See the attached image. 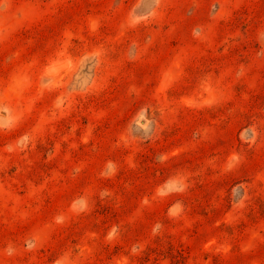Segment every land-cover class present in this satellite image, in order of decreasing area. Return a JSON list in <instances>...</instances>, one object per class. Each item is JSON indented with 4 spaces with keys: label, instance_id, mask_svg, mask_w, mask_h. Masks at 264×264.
<instances>
[{
    "label": "rangeland",
    "instance_id": "obj_1",
    "mask_svg": "<svg viewBox=\"0 0 264 264\" xmlns=\"http://www.w3.org/2000/svg\"><path fill=\"white\" fill-rule=\"evenodd\" d=\"M0 264H264V0H0Z\"/></svg>",
    "mask_w": 264,
    "mask_h": 264
}]
</instances>
